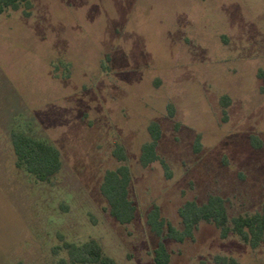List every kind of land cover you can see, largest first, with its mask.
Masks as SVG:
<instances>
[{"label":"rangeland","instance_id":"rangeland-1","mask_svg":"<svg viewBox=\"0 0 264 264\" xmlns=\"http://www.w3.org/2000/svg\"><path fill=\"white\" fill-rule=\"evenodd\" d=\"M32 2L30 16L0 13V264H72L63 240L89 239L117 264H154L155 206L180 229L179 207L211 194L226 199L230 217L261 209L264 0ZM152 122L169 173L141 163ZM18 127L60 150L51 182L14 165ZM117 143L137 206L128 224L100 190L119 164ZM164 241L170 264H218L217 255L264 264V243L222 238L211 223Z\"/></svg>","mask_w":264,"mask_h":264},{"label":"trees","instance_id":"trees-1","mask_svg":"<svg viewBox=\"0 0 264 264\" xmlns=\"http://www.w3.org/2000/svg\"><path fill=\"white\" fill-rule=\"evenodd\" d=\"M32 0H0V13L7 10H22L25 16L31 15ZM224 110L228 100L223 98ZM150 141L141 148V163L147 167L153 162H160L165 172L169 173L168 162L157 152V145L161 137L160 126L152 122L149 125ZM253 144L255 139L252 140ZM11 144L14 153V165L33 176L40 182H51L52 178L62 167L60 150L49 141L31 132V128L18 127L11 131ZM119 164L113 169H107L101 183V193L108 203L110 214L120 223L128 224L136 215L137 206L130 198L129 188L132 174L127 163V156L123 147L117 143L113 150ZM182 228H178L166 219L160 209L155 206L147 216V223L160 240L153 250L154 264H170L171 255L165 244V238L184 241L193 237L201 222L215 225L222 238L230 234L237 235L244 243L255 249L264 243V202L260 210L252 213H241L230 217L226 199L217 194L208 196L206 202L187 200L178 209ZM60 249V248H59ZM61 249L68 254V262L72 264H117L105 254L101 244L96 239H89L82 243L63 240ZM218 264H238L231 257L216 256Z\"/></svg>","mask_w":264,"mask_h":264}]
</instances>
